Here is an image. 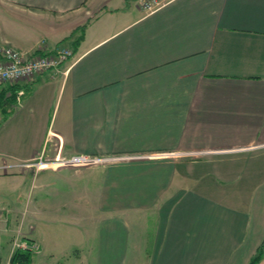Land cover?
<instances>
[{"label":"crops","instance_id":"crops-1","mask_svg":"<svg viewBox=\"0 0 264 264\" xmlns=\"http://www.w3.org/2000/svg\"><path fill=\"white\" fill-rule=\"evenodd\" d=\"M3 46L74 55L12 84L26 92L0 118V165L123 157L0 170V216H25L31 264L249 263L264 241V0H0Z\"/></svg>","mask_w":264,"mask_h":264},{"label":"built area","instance_id":"built-area-1","mask_svg":"<svg viewBox=\"0 0 264 264\" xmlns=\"http://www.w3.org/2000/svg\"><path fill=\"white\" fill-rule=\"evenodd\" d=\"M170 0H142V6L153 11ZM74 55V50L71 47L58 46L53 50L39 49L32 54H24L14 47L3 46L0 49V88L4 85L16 84L22 79H32L45 73L46 71L58 72L61 65L69 60ZM24 89L17 91V100L25 94ZM122 156L109 155H87L74 154L70 156H63L58 154L53 159L40 158L35 161H28L16 164L0 165V170H10L16 168H41L42 166L55 167H71L82 168L94 165H100L111 161L122 159ZM3 220L0 216V228ZM14 252L30 251L32 254L40 251V246L37 242L27 238V236L19 237L17 235L14 241ZM14 254V253H13ZM7 264H20L12 258Z\"/></svg>","mask_w":264,"mask_h":264},{"label":"trees","instance_id":"trees-1","mask_svg":"<svg viewBox=\"0 0 264 264\" xmlns=\"http://www.w3.org/2000/svg\"><path fill=\"white\" fill-rule=\"evenodd\" d=\"M84 30L81 29L82 33L76 42H79L84 36ZM17 103V90L15 86L9 85L8 87H2L0 89V116L2 120L6 119L14 111V106ZM1 124V121H0ZM264 252V241L259 246L256 254L251 258L248 264H258L261 261ZM12 260L19 262L20 264H31L32 253L30 251H16L12 256ZM1 264V257H0Z\"/></svg>","mask_w":264,"mask_h":264},{"label":"rangeland","instance_id":"rangeland-1","mask_svg":"<svg viewBox=\"0 0 264 264\" xmlns=\"http://www.w3.org/2000/svg\"><path fill=\"white\" fill-rule=\"evenodd\" d=\"M5 86V85H4ZM3 86V87H4ZM2 88V87H1ZM0 118L2 119L3 117L2 116H0ZM41 158H43V157H41ZM44 159V158H43ZM94 166H96V165H94ZM90 167V166H89ZM17 169H20V170H17ZM23 169H34L35 170V168H27V167H22V168H16V169H13L14 171H22ZM36 169H38V168H36ZM12 170V171H13ZM66 187V189H69V187L66 185L65 186ZM24 192L25 191H23V194H24ZM27 192V191H26ZM18 195H20V198L23 196L22 195V193H19ZM3 216H2V218H3V225H2V227L0 228V233L4 230V228L6 227L7 229H12V231H14V234L16 235V232H17V235L19 236V237H21V236H28V233H25L23 230H25V228H23V221H24V218H25V216H23L20 212H16L14 215H12V214H2ZM24 227H25V225H24ZM21 228H23V230H21ZM16 231V232H15ZM22 231V232H21ZM13 234V236H12V239H13V237L15 236ZM16 235V236H17ZM7 248H8V245H7ZM8 250V249H7ZM1 254L3 255V256H5V252H4V249H3V247L1 246ZM6 254H7V252H6ZM6 258V256L4 257V259ZM38 258V257H37ZM36 257H35V259H37ZM51 258V257H50ZM55 257H52L51 258V260L50 261H48V264H67L66 263V261L63 259V258H61V257H59L58 259H54ZM59 260V261H58ZM35 262H36V264H39V262H37L36 260H35ZM7 264V263H6ZM258 264H264V254H263V257H262V259H261V261L258 263Z\"/></svg>","mask_w":264,"mask_h":264}]
</instances>
